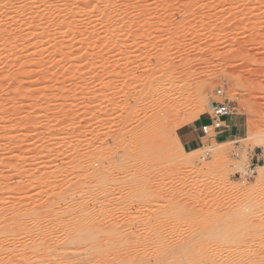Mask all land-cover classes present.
<instances>
[{
	"label": "rangeland",
	"instance_id": "obj_1",
	"mask_svg": "<svg viewBox=\"0 0 264 264\" xmlns=\"http://www.w3.org/2000/svg\"><path fill=\"white\" fill-rule=\"evenodd\" d=\"M215 102L242 137L190 151L183 132ZM261 173L264 0H0V216L31 215L6 228L58 240L82 221L147 242L117 264H249L230 243L242 225L264 264Z\"/></svg>",
	"mask_w": 264,
	"mask_h": 264
},
{
	"label": "bare ground",
	"instance_id": "obj_2",
	"mask_svg": "<svg viewBox=\"0 0 264 264\" xmlns=\"http://www.w3.org/2000/svg\"><path fill=\"white\" fill-rule=\"evenodd\" d=\"M108 10H109V7H108ZM218 92L219 93H222V91H218ZM177 108H179V107H177ZM178 110H180V109H177V111ZM173 111H174V113L177 112L175 110H173ZM175 134L176 133H174V135ZM175 136H177V135H175ZM177 141H178L179 150H180L182 144H181V142H180L179 139ZM213 146H214L213 144H210V145L204 146V148H205V150L207 149L208 152L210 153L211 150L213 149ZM180 151H179V153H180V156H181L182 152H180ZM197 152H198V150L195 151L192 154V156L194 157V155ZM203 152H204V150H203ZM199 153H198V155H199ZM189 156H191V154ZM179 157L177 156L175 158H177V160H178ZM213 157H215V156H213ZM179 160H180V158H179ZM181 160H183V158ZM184 160L185 161L183 163L181 161H180V163L181 164H186V163L188 164L189 162L191 163V161H192V159L191 160L190 159L189 160H186V158ZM193 161L195 162L194 158H193ZM201 164H203V162ZM260 175L263 176L262 173ZM228 186L232 187L231 184H229ZM18 214H20V215L19 216H17V215L11 216V217H9V219L7 218L8 216L6 217V215L3 216V217L0 216V217H2V218H0V238L2 237L3 239H5V240H3V239L1 240L0 239V264H64V263L65 264H72V263H70L69 260H67L69 258L70 259H73L72 262H74V263H78V262H80L82 260L83 261V264H93V260L92 259H93V254H95V252H96V254L97 253H100L101 254V256L103 257V261L104 262L105 261H109V262H111V264L112 263L113 264H117L118 262L123 261V256H122V253H120V252L123 250V247L125 245H127V243L130 244V243L133 242L134 247L137 246V247H139L142 250H144L146 248V246H147L146 245L147 242L144 241V240H142V238L140 240L139 236H138L139 239L134 238V239L129 240V239L125 238L126 236H123L122 234L121 235L120 234H117V231H114V230H112V232L113 231L114 232H113V234H112V236L110 238H108V239L103 238V234L104 233L102 232L101 227L99 225L98 226L97 225H84L82 221L81 222H77L76 225H70V226L69 225H65V226H67V229L65 228L66 229L65 230L66 232L63 234L64 236L62 235L63 236L62 238L60 236L59 237L60 239H58V240L57 239H54V237L52 239V238L49 237V235H47V233L43 229L44 228V225H13V227L11 226V228H6L8 225H6V226L2 225V223L4 224V222L7 223V220H8V222H10L13 219L15 220L16 218L17 219L19 218L20 219V220L18 219L19 222L20 221L22 222V221L26 220L27 218H29L31 216L30 213L27 214V213H24V212H23V214L21 212L18 213ZM5 218H7V219H5ZM210 226H211L210 227V230L212 232H215L214 225L213 226L210 225ZM233 226H232V229L233 228L234 229L232 231H230V234L229 235H230V241H231L230 243L236 242V244H237L236 246L239 247L238 248L239 250L237 249L238 251L237 250H235V251L237 252V254H239L240 256H242V260H243V258H245V259L247 258L246 260H247V262L249 264H257V263H255V260H254L255 258L252 257V255L250 256L249 253L251 254L250 251H253L254 250L253 248L254 247H257V241L259 240V237H261V230H260V228H255L254 230L251 231L249 237L246 240V244H247L246 246H248L247 247L248 250L246 251V249H243L242 248L243 245H244V242L240 240L241 239V235L243 234L241 231H243L242 228H244V227L241 228L242 225L240 227H239V225H237V228L238 229H236ZM261 228H262V226H261ZM35 229H38V231H35ZM39 229H40V231L41 230H43V231L39 232ZM45 229H46V227H45ZM162 229H161L160 233L157 234V236L155 237V239H157V240H160L162 238L165 239L164 235L165 236H167V235L164 234V231L165 230H162ZM228 229H231V227H229ZM239 229L240 230L242 229V230L239 231ZM33 230L36 233L39 232L38 234L35 233L36 236L34 234L35 237L31 236ZM243 232H245V230ZM118 233H120V232H118ZM48 234H50V233H48ZM19 235H20V237H19L20 240L22 239L21 238L22 237L21 235H25L26 238H28L27 236L30 235L29 236L30 238L27 239L28 241L26 240L27 241V244H23L22 246L19 247V244L17 243L18 246L16 245L17 247H13L12 244L14 243L13 242L14 239H12V238H15V236H17V238H18ZM129 235H132V234H129ZM136 237H137V235H136ZM150 238H149V240H151ZM167 238H169V237H167ZM222 238H223V235L222 234H219V233L213 234V235L210 236V239H209L210 240V243L209 242L208 243L210 245L219 243ZM8 239H12V242L13 243L10 242L11 245H12V247L10 246L11 248H7L8 244H6L7 243L6 241H9ZM25 239H23V240H25ZM143 239H145V237ZM155 239H154V241H155ZM102 242H104V243H102ZM155 242H157V241H155ZM21 243H24V242L21 241ZM126 247L127 246H125L124 248H126ZM129 247L127 248V250L129 249ZM255 250H257V248ZM7 251L9 253H6ZM254 251H253V254H254ZM28 253L30 254L29 256H27ZM130 255H132V254H130ZM95 258H97V257H95ZM132 259L131 258H128V261H130V264H132V262L135 261L133 259L134 261L131 262ZM76 260H80V261H77L76 262ZM82 261L80 262V264L82 263ZM97 261H99V260H97ZM97 261H95V262H97ZM126 261H125V263H126ZM137 263L138 262H136V263L134 262V264H137ZM106 264H108V262ZM139 264H144V263L141 262ZM214 264H219V262H217V260H215ZM222 264H224V262Z\"/></svg>",
	"mask_w": 264,
	"mask_h": 264
},
{
	"label": "crops",
	"instance_id": "obj_3",
	"mask_svg": "<svg viewBox=\"0 0 264 264\" xmlns=\"http://www.w3.org/2000/svg\"><path fill=\"white\" fill-rule=\"evenodd\" d=\"M207 119L208 118H200L199 121L195 124V126L183 132L182 143L186 147H188L190 151L200 149L201 147L206 146L207 143L209 144L212 141V138L205 136L201 131V127L205 125L203 121ZM226 125L227 129L215 132V139L217 141L230 142L233 138L236 139L238 137H242L243 129L239 118L235 116L228 117L226 119Z\"/></svg>",
	"mask_w": 264,
	"mask_h": 264
},
{
	"label": "built area",
	"instance_id": "obj_4",
	"mask_svg": "<svg viewBox=\"0 0 264 264\" xmlns=\"http://www.w3.org/2000/svg\"><path fill=\"white\" fill-rule=\"evenodd\" d=\"M213 112L210 115L209 123L201 127L202 133L209 137L215 138V132L227 129L226 119L233 115V108L230 102L213 103ZM214 133V137L211 135Z\"/></svg>",
	"mask_w": 264,
	"mask_h": 264
}]
</instances>
